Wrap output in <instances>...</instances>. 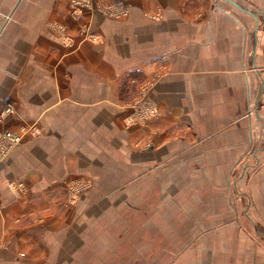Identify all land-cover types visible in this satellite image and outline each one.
Listing matches in <instances>:
<instances>
[{"label": "crops", "instance_id": "1", "mask_svg": "<svg viewBox=\"0 0 264 264\" xmlns=\"http://www.w3.org/2000/svg\"><path fill=\"white\" fill-rule=\"evenodd\" d=\"M230 1L0 0V264H264V0Z\"/></svg>", "mask_w": 264, "mask_h": 264}, {"label": "rangeland", "instance_id": "2", "mask_svg": "<svg viewBox=\"0 0 264 264\" xmlns=\"http://www.w3.org/2000/svg\"><path fill=\"white\" fill-rule=\"evenodd\" d=\"M10 105H12L15 108V106L12 103ZM144 106L147 107V105H144ZM16 116H17V114H13V115H10L9 117L3 118L0 121V127L8 119L14 118ZM262 116L264 117V114ZM145 119H147V118H145ZM145 119H143V120H145ZM4 131L12 132L10 130H5V129H1L0 128V133H3ZM12 133H18V134H20V136H22V138L24 137V134H25V132L23 130H20L19 132H12ZM21 140L18 143H16L15 145H13V146L6 145L3 141H0V164L2 162H4L5 159L7 158V156L10 154V152L21 143ZM245 161H247L248 163L249 162L251 163L252 162V154L248 155ZM250 170L252 171V169H250ZM89 187H90V184H88V183H78V184L75 185V187H73L75 194H77L75 196V200L73 201L74 204L77 202L78 198L82 195V193L85 192ZM11 188L13 190L20 191L21 193L24 192V186L21 187L22 189H19V188H15L14 185H11ZM114 192H116V194L114 195V200H113L114 207L117 208L121 212V199H120V196H119L120 195V186H114ZM73 197L74 196L72 195V193H70V197L68 199L69 204L71 203ZM116 197H117V199H115ZM113 213L114 214H118V212L115 211V209H114ZM256 216L257 215L254 214L253 215V219L255 218V221L257 220L256 223L258 222V224H260V222H261V220L259 219L260 217L259 216L256 217ZM244 218L247 219L246 217H244ZM113 220H114L113 221L114 229L120 230L121 229V225H122L121 224V220H123L121 215L120 216L119 215H114ZM259 230H260V227H259ZM256 232L260 233L262 235H258V234H256ZM256 232L254 231V228H252V230L250 229L248 231V235L258 244V247L264 253V236H263L264 233H262L261 231L260 232L256 231ZM132 236H135V235H132ZM168 236H169V234L166 235V237H168ZM132 239H134V238L132 237Z\"/></svg>", "mask_w": 264, "mask_h": 264}, {"label": "built area", "instance_id": "3", "mask_svg": "<svg viewBox=\"0 0 264 264\" xmlns=\"http://www.w3.org/2000/svg\"><path fill=\"white\" fill-rule=\"evenodd\" d=\"M70 5V15L73 19H80L83 12L91 11L93 9V0H69ZM103 12L114 16L122 17L126 16L127 11L121 3L112 4L104 7ZM16 114L15 108L9 103L6 107L0 112V121L3 118L9 117L10 115ZM155 115L154 110L151 107L141 106V111L139 116L141 119L149 118L150 116ZM24 131V130H23ZM22 139V136L18 133H12L9 131H4L0 133V141H3L6 145H15ZM15 188L22 189L21 184H14Z\"/></svg>", "mask_w": 264, "mask_h": 264}, {"label": "water", "instance_id": "4", "mask_svg": "<svg viewBox=\"0 0 264 264\" xmlns=\"http://www.w3.org/2000/svg\"><path fill=\"white\" fill-rule=\"evenodd\" d=\"M223 1H226L227 3L231 4L232 6H234L235 8H237L239 11H243V9H241L236 3L230 1V0H223ZM248 13V12H247Z\"/></svg>", "mask_w": 264, "mask_h": 264}]
</instances>
